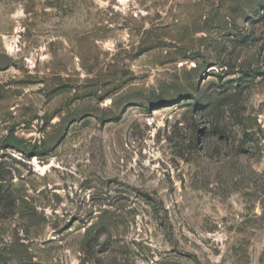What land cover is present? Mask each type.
<instances>
[{"label":"rangeland","instance_id":"374dc122","mask_svg":"<svg viewBox=\"0 0 264 264\" xmlns=\"http://www.w3.org/2000/svg\"><path fill=\"white\" fill-rule=\"evenodd\" d=\"M0 264H264V0H0Z\"/></svg>","mask_w":264,"mask_h":264},{"label":"water","instance_id":"95a60500","mask_svg":"<svg viewBox=\"0 0 264 264\" xmlns=\"http://www.w3.org/2000/svg\"><path fill=\"white\" fill-rule=\"evenodd\" d=\"M11 57L7 54L0 55V68L6 69L11 64ZM1 90V85H0Z\"/></svg>","mask_w":264,"mask_h":264}]
</instances>
